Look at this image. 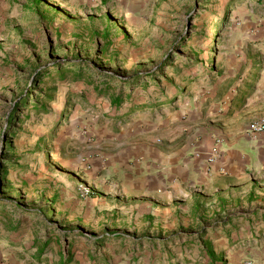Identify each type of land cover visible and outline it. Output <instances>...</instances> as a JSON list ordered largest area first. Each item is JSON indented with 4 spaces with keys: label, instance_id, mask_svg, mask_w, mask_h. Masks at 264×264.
<instances>
[{
    "label": "rangeland",
    "instance_id": "1",
    "mask_svg": "<svg viewBox=\"0 0 264 264\" xmlns=\"http://www.w3.org/2000/svg\"><path fill=\"white\" fill-rule=\"evenodd\" d=\"M262 39L264 0H0V264H202L216 232L163 238L83 202L91 162L79 117L151 127L205 111L227 85L252 87L261 116Z\"/></svg>",
    "mask_w": 264,
    "mask_h": 264
},
{
    "label": "crops",
    "instance_id": "2",
    "mask_svg": "<svg viewBox=\"0 0 264 264\" xmlns=\"http://www.w3.org/2000/svg\"><path fill=\"white\" fill-rule=\"evenodd\" d=\"M254 69L247 68L248 80ZM230 86L212 89L213 102L205 111L195 107L151 127L134 117H124L116 125L103 121L102 115L92 121L79 117L76 138L89 141V181L100 194L83 202L96 214L117 216L127 226L152 228L163 238L179 228L202 227L193 232L195 237L212 238L216 232L218 240L205 246L207 259L202 264H225L224 254L237 255V260L247 254L264 259V137L249 130L264 114L255 115L252 87ZM215 137L223 139L225 152L210 164ZM210 222L222 224L207 226ZM234 222L241 228L229 231ZM224 229L236 244L229 246ZM259 238V247L250 242Z\"/></svg>",
    "mask_w": 264,
    "mask_h": 264
},
{
    "label": "built area",
    "instance_id": "3",
    "mask_svg": "<svg viewBox=\"0 0 264 264\" xmlns=\"http://www.w3.org/2000/svg\"><path fill=\"white\" fill-rule=\"evenodd\" d=\"M249 130L254 135H260L264 137V115L261 116L257 121L253 122ZM223 139L220 137H215L213 145L210 152L208 153V162L210 164L216 163L221 159L225 150L223 145ZM200 155L199 151L194 152V156L198 157ZM77 192L79 196L83 199L96 198L98 196V191L95 187L87 182H80L77 186ZM245 264H253L252 261L246 262Z\"/></svg>",
    "mask_w": 264,
    "mask_h": 264
},
{
    "label": "trees",
    "instance_id": "4",
    "mask_svg": "<svg viewBox=\"0 0 264 264\" xmlns=\"http://www.w3.org/2000/svg\"><path fill=\"white\" fill-rule=\"evenodd\" d=\"M56 70H57V71H56V72H57L56 74H59V73H61L64 69H63V68H58V69H56ZM77 70H79V69H72V70H71V69H68V71H73V72H76ZM168 102H170V101H168ZM168 102L166 101V103H163V104H165V105H170V103H168ZM74 234H75V235L77 234V235L82 236V233H80V232H79V233H73V235H74Z\"/></svg>",
    "mask_w": 264,
    "mask_h": 264
}]
</instances>
